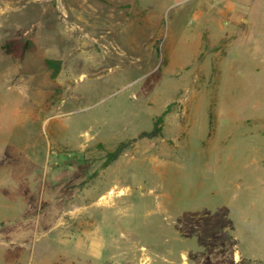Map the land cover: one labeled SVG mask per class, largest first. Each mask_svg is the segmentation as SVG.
I'll use <instances>...</instances> for the list:
<instances>
[{
	"label": "rangeland",
	"instance_id": "374dc122",
	"mask_svg": "<svg viewBox=\"0 0 264 264\" xmlns=\"http://www.w3.org/2000/svg\"><path fill=\"white\" fill-rule=\"evenodd\" d=\"M253 1L234 37L192 18L193 4L0 0V242L30 244L0 246V264H264ZM16 33L34 44L21 62L1 51ZM159 117L161 136L103 166ZM85 227L92 247L28 243L79 241Z\"/></svg>",
	"mask_w": 264,
	"mask_h": 264
},
{
	"label": "crops",
	"instance_id": "0c3cea01",
	"mask_svg": "<svg viewBox=\"0 0 264 264\" xmlns=\"http://www.w3.org/2000/svg\"><path fill=\"white\" fill-rule=\"evenodd\" d=\"M162 3L170 2L172 4H176L178 7H184L188 4H193L191 8V17L195 18L196 21L198 20H205L208 25L213 23L216 27H220L221 30H225V27L229 25L231 27L230 34L228 36H236L239 32L237 31V24L238 22L243 23L244 25L253 21V15L255 14V10H253L254 1L253 0H155ZM264 2V0H255ZM256 5V4H255ZM167 6V4H166ZM149 8V6H147ZM207 7V9H205ZM167 8V7H166ZM223 22L226 24L223 25ZM35 226H39L38 221H35ZM45 224V223H43ZM90 232L87 227H85L84 236H82L79 241L75 237H64V240L61 238L50 239V234L42 233L40 237L37 234H33L29 236L28 243L31 242V245H35L34 248L36 250L40 249L41 246L43 250H46L45 243L53 241L58 245L65 247V250L70 249L71 247L74 249H81L83 245L86 246L88 243V238ZM92 237V236H91ZM25 238L21 240V242H16L12 238V234H9L8 237H5V241L2 243L0 242V246L4 248H9L10 246L13 247L12 249L19 250V249H28L30 250V244H25ZM16 240V239H15ZM3 244V245H2ZM39 244V248H38ZM92 247V240L90 238L89 243ZM10 247V248H11ZM27 247V248H26ZM40 251V250H39ZM17 254L10 256V261L17 260ZM9 260L7 259V262Z\"/></svg>",
	"mask_w": 264,
	"mask_h": 264
},
{
	"label": "trees",
	"instance_id": "16d2710c",
	"mask_svg": "<svg viewBox=\"0 0 264 264\" xmlns=\"http://www.w3.org/2000/svg\"><path fill=\"white\" fill-rule=\"evenodd\" d=\"M34 48V44L32 41L21 35L20 33H16V35L12 39H7L1 45V51L9 56L11 59L21 62L24 59L25 54L27 51L32 50ZM161 117L157 118L153 122V127L149 131H144L139 134L136 138L128 139L123 142H120L116 148L112 152H108L107 156H105V162L103 166H107L114 162L121 154L126 150L130 145L135 143L141 139H155L161 136ZM244 260H240L235 264H242Z\"/></svg>",
	"mask_w": 264,
	"mask_h": 264
}]
</instances>
